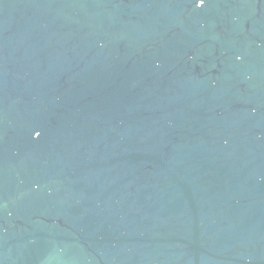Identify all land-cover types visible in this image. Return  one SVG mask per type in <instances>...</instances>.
Segmentation results:
<instances>
[{
  "label": "water",
  "instance_id": "95a60500",
  "mask_svg": "<svg viewBox=\"0 0 264 264\" xmlns=\"http://www.w3.org/2000/svg\"><path fill=\"white\" fill-rule=\"evenodd\" d=\"M0 264H264V0H0Z\"/></svg>",
  "mask_w": 264,
  "mask_h": 264
}]
</instances>
